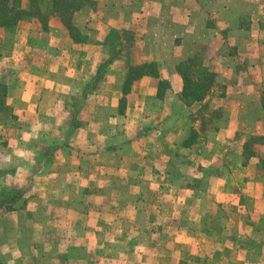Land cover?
<instances>
[{"label":"crops","instance_id":"crops-1","mask_svg":"<svg viewBox=\"0 0 264 264\" xmlns=\"http://www.w3.org/2000/svg\"><path fill=\"white\" fill-rule=\"evenodd\" d=\"M47 1H50L52 10L46 21L41 17L28 19L21 16L13 26L15 29L0 25V59L6 60V67L17 75L8 82V89L13 88L15 82V89L21 92V98L9 99L7 104L57 106L64 104L59 102L60 97L71 98L87 90L82 95L87 120L98 122V125L97 128L95 124L91 128L85 126L82 131H79L80 127L72 138L71 145L75 149H83L86 154L76 156L77 163L72 162L70 169L82 167L85 179L77 178L73 172L66 178L55 177L54 169L60 159L48 166L52 174L40 184L30 178L28 194L21 198L29 201L35 198L36 201L30 202L28 208L18 213L3 216L7 229L0 233V255L10 252L20 264H43L47 258L44 257L45 250H59L60 237L51 247L48 240L36 235L45 234L43 229L49 228L47 232L51 231L54 236L55 226L58 232L62 200L76 201V205L83 202L81 211L75 213V217L83 214L81 219L84 218L85 223L93 217L109 221L112 217L106 206L108 190L105 189L107 193L102 199L93 195L99 190L95 188L98 184L95 172L99 169L107 172L103 169L114 164L119 170L128 167L127 176L124 172L109 183L110 177L107 178L104 172L105 178L101 182L104 185L132 186L136 182L156 188L163 180L156 162L157 159L166 160V153L159 155L163 151L174 150L191 166L200 169L199 177L205 179V175L210 173L211 177L213 174L210 193L213 196L221 185L220 177L232 179V185H229L235 190L238 183L233 171L238 169L249 171L254 175L252 178L263 180L264 186V145L260 144L262 151L256 154L245 148L253 136H264V0H84L83 6L72 15V22L80 32L78 37L72 36L54 0ZM20 8L30 14L36 8L35 2L22 0ZM125 34L131 38L125 37ZM12 37L16 39L11 40ZM126 38L132 42L131 51L127 54L123 50ZM112 43H116V48L110 50ZM107 45L108 51L105 50ZM200 48L205 49L203 65L211 64L217 74V82L225 88L223 101L230 106L224 116L216 119V128L208 134V144L204 141L203 146H199V139L185 144L189 130L177 123L180 118L187 121L185 112L190 115L192 110L197 111L200 107L197 104L203 101L186 102L182 97L184 79L178 70L180 62L189 57L196 58V51ZM228 48H236V51L230 52ZM106 52L113 58L112 61L106 62ZM141 65L146 66V70L131 81L128 92L124 94L129 70ZM162 82L165 87H162ZM211 88L214 91L215 85ZM126 127L127 130L124 129ZM144 129L139 136L137 133L130 135L129 130L136 132ZM201 138H204L203 135ZM141 140H145L143 146L138 143ZM16 155L12 154L9 158L15 161ZM50 185L43 192L38 191V187ZM169 185H172L171 182ZM248 185L250 182H247ZM81 186L87 194L75 193L80 191L76 187L80 189ZM182 187V190L199 191L190 188L189 184L186 188ZM261 196L260 200L264 202V193ZM99 199H104L108 211L104 205L101 209H93L96 207L87 201L96 202ZM204 200L205 192L202 191L197 202L201 206L200 211L204 208ZM32 204L33 208L30 207ZM121 207L124 204L116 206L113 211L114 219H118V214L124 219L129 217L117 211ZM139 209L140 206L138 214ZM28 215L31 218L25 221L24 217ZM257 216L264 222V210L259 215H253ZM45 218H52V227L48 226L49 220L43 221L45 225L42 226L41 220ZM9 219L10 224L14 225L11 220L15 219L18 225L14 226L13 235ZM128 226L124 232L122 228L109 231L107 235L111 233V238L114 235L115 241L106 243V239L103 243L98 242V247L106 253L117 251L124 243L123 238L138 234L143 238H137L132 245V253L137 250L156 251L157 241L153 234L162 231L172 234L171 224L160 229H141L140 222L134 224L136 229ZM89 228L93 231L95 227L86 224L75 231L83 235L92 234L88 232ZM32 231L33 236L30 237ZM75 241L77 238L73 239V243ZM80 243L81 240L77 242L78 245ZM100 259L106 264H116L117 260L114 257V262L110 263L106 255ZM46 261L55 264L54 258L49 257ZM75 262L93 264L89 257L79 260L74 257L66 260L58 258L56 264Z\"/></svg>","mask_w":264,"mask_h":264},{"label":"rangeland","instance_id":"rangeland-1","mask_svg":"<svg viewBox=\"0 0 264 264\" xmlns=\"http://www.w3.org/2000/svg\"><path fill=\"white\" fill-rule=\"evenodd\" d=\"M8 1V7L11 8L9 15L22 11L20 8L22 0ZM34 2L36 8H33L29 12L30 14L22 13L20 16L28 19L41 17L46 21L45 18H49V13L52 10L49 6L50 1L34 0ZM244 20L247 19L244 18ZM25 29L30 28L26 27ZM25 34L27 32L24 33V36H26ZM125 37H130V35L125 34ZM14 39L16 37H12L11 40ZM125 43L123 50L127 54L131 51V39L127 40L126 38ZM115 48L116 43H112L110 50ZM105 50L108 51V45ZM229 50L230 52L236 51V48ZM195 55L197 56L195 61L201 62L203 65L205 49H197ZM105 56L108 57L106 62L113 60L108 52ZM205 63L207 64V62ZM209 65L206 68L208 73L212 74L211 79L215 85L214 91L212 88L207 91L205 97L207 100L197 104L198 107L200 105L197 111L192 110L190 115L185 112L184 115H188L187 121H185L186 118H180L177 121L179 125L185 126L187 131L189 130V137L185 144H192L199 139V146H203L205 143L207 145V136L216 128V119L224 116L226 111L230 109V106L223 101L225 88L217 82V74L213 72L211 64ZM198 69L199 67H195V70ZM195 76L199 78L201 75L196 73ZM15 77L17 75L12 74V71L6 67V60L0 59V105H3L0 107V233L7 229L3 216L16 211L18 213L22 209L28 208L30 202L36 201L35 198L30 201L29 199L22 200L21 196L28 194L27 189L30 185L27 186V183L31 180L30 178L35 179L40 184L44 178L47 179L52 174V171L48 170V166L54 160H61L58 167L54 169L55 177L66 178L69 176L67 174L72 175L71 172H73L79 179L86 178L82 167L70 169L72 162L77 163L76 156L86 154L83 149H75L71 145L72 138L76 136V131L80 127L79 131H82L85 126L89 125L91 128L92 124H95L97 128L98 125V122L92 123L87 120V112L82 99V95L87 93V90H83L81 93L77 92L78 95H72L71 98L60 97L59 102L64 104L57 106L35 107L34 105L14 106L7 104L9 99L21 98V92L14 87L17 83L14 82L13 88L8 89V82L13 81ZM124 129L127 130V127ZM145 130L129 131L130 135L137 133L139 136ZM202 135L204 138L200 139ZM138 143H142L141 146H143L145 140ZM260 144L264 145V136L258 134L246 143L245 148L256 154L258 151H262L259 149L262 147ZM126 145L132 147L131 144ZM164 153L167 154L166 160L157 159L156 161L160 169L158 173L162 174L163 177L162 183L158 182L156 188L150 184L138 185L136 182L134 186L116 185L114 183L104 185L101 180L105 178L104 172L106 171L99 169L95 172L98 176V184L95 188L99 190L95 191L93 195L94 198L98 196L102 199L107 193L105 189L108 190L109 201L105 200L107 201L106 206L111 211L110 216L112 218L109 221L106 218L93 217L85 223V219H81L83 214L81 217H75V213L81 211L83 202L76 205V201L62 200L59 205L60 228L58 232L56 233L55 226L54 236H52L51 231L47 232L50 230L49 228L43 229L45 234L36 235L37 237L41 236L42 240H48V246L51 247L53 242L57 241V237H60L58 251H52V248L48 249L49 251H44V257L47 258L43 264H52L46 261L49 257L55 259V264L58 258L66 260L73 257L78 260L89 257L93 264H106L101 262L104 261L100 259L103 255L109 257L110 263L114 262L115 257L117 259L116 264H264V231L262 232L264 222L263 218L253 217V215H259V212L264 210V202L260 200L264 193L263 180L252 178L254 175L249 171L238 169L233 171L236 172L238 183L235 190L233 191L231 186L232 179L220 177L221 185L213 196L210 194L212 193L213 174L211 177L210 173L205 175V179L199 177L200 169L191 166L174 150L173 152L163 151L159 155L163 156ZM12 154H17L15 161L9 158ZM103 170H107L105 175L107 178L110 177L109 183H112L114 177L121 176L124 172L127 176L129 172L128 167L119 170L115 168V164ZM129 176L132 180L131 175ZM170 182L172 185H169ZM247 182H250V185L246 186ZM188 184L190 188H196L199 191L191 192L181 189L182 185V188H186ZM50 187L51 185L38 187V191L43 192ZM84 189V186H81L80 189L76 187V190L80 191L75 193L85 195L87 191ZM202 191L205 192V200L204 208L200 211L201 206L197 202L202 196ZM232 191L235 197H233ZM229 197L232 199L229 200ZM15 198H18L19 201L13 203ZM103 200L87 201L96 207L93 209H101L100 207L105 204ZM166 201L168 204H165ZM11 202L13 203L10 204L11 207H5V204ZM84 204L88 205V203ZM121 204H124V207L117 211L123 212L124 216L128 215L130 218L124 219L118 214V219H114L113 211H115L116 206L118 208ZM106 206L105 210L108 211ZM139 206L140 214H138ZM30 207L33 208L34 205L32 204ZM30 218L31 216L28 215L24 217V220L28 221ZM31 220L36 222L35 219ZM11 221L14 225L10 224L9 219V229H12L11 235H13L15 234V227L18 225L15 223V219ZM43 221H48V226L52 227V218H45L41 220V223ZM138 222H140L141 229H154V227L160 229L166 224H171L172 234L169 235L163 231L160 234H153L157 241L156 251L137 250L132 253V245L140 236L138 234L123 238L124 243L117 251L106 253L98 247V242L103 243L108 239L105 241L107 243L111 242L109 240L115 239L114 235L111 238V233L107 235L109 231L122 228L124 232L130 227L128 225L136 229L134 224ZM86 224L89 226L92 224L95 227L93 231L90 230L91 228L88 230L92 234L83 235L75 231ZM44 225L42 223V226ZM32 236L33 231L30 234V237ZM74 238H77V241L74 242L76 244L73 243ZM140 238L143 237L140 236ZM79 240L81 243L78 245ZM170 241L171 244H169ZM145 259H148V262H145ZM5 261L7 264H20L10 252L0 255V264H5Z\"/></svg>","mask_w":264,"mask_h":264},{"label":"trees","instance_id":"trees-1","mask_svg":"<svg viewBox=\"0 0 264 264\" xmlns=\"http://www.w3.org/2000/svg\"><path fill=\"white\" fill-rule=\"evenodd\" d=\"M8 2V0H0V25L12 27L16 24L17 19L21 17L20 15L22 13H26V11H18L16 14L9 15L11 8L8 7ZM54 3L60 8V14L62 15L64 23L70 30L72 36L78 37L80 32L72 22V15L76 10H79L83 6L84 0H54ZM195 60V57H189L180 62V64L178 65V70L184 79V89L182 92V97L189 104L204 100L207 95V91L211 88V86L214 85L211 79L212 74L208 73V69L206 68V66L201 65L202 63H197ZM195 67H199V69L195 70ZM146 68V66L141 65L129 70L125 82L124 94L128 92V86L131 81L142 75ZM196 73H198L199 76L201 75L202 77H196ZM165 86V83L162 82V87ZM124 100L125 96L122 98V101ZM0 107H3V105H0ZM14 200L15 201H13V203L19 201L18 198H15ZM13 203L11 202L5 204V207H11L10 204Z\"/></svg>","mask_w":264,"mask_h":264}]
</instances>
